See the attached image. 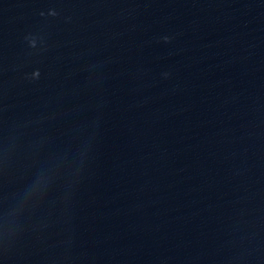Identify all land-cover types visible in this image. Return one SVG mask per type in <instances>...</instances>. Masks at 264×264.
I'll return each instance as SVG.
<instances>
[{"label": "water", "instance_id": "obj_1", "mask_svg": "<svg viewBox=\"0 0 264 264\" xmlns=\"http://www.w3.org/2000/svg\"><path fill=\"white\" fill-rule=\"evenodd\" d=\"M0 264H264V0H0Z\"/></svg>", "mask_w": 264, "mask_h": 264}]
</instances>
